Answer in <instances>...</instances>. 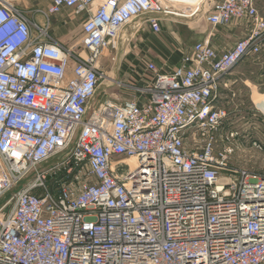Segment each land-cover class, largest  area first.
Masks as SVG:
<instances>
[{
  "label": "built area",
  "instance_id": "2783aa9c",
  "mask_svg": "<svg viewBox=\"0 0 264 264\" xmlns=\"http://www.w3.org/2000/svg\"><path fill=\"white\" fill-rule=\"evenodd\" d=\"M164 3L190 5L50 0L33 10L42 25L0 0V264H264V176L221 178L237 131L215 149L230 115L215 104L217 88L264 46L254 0L205 11L211 28L248 23L228 50L196 43L170 72L148 62L151 81L135 97L99 91L102 80L116 84L101 63L118 60L126 27L160 34L163 17L198 13ZM63 9L82 18L79 55L49 35Z\"/></svg>",
  "mask_w": 264,
  "mask_h": 264
},
{
  "label": "rangeland",
  "instance_id": "374dc122",
  "mask_svg": "<svg viewBox=\"0 0 264 264\" xmlns=\"http://www.w3.org/2000/svg\"><path fill=\"white\" fill-rule=\"evenodd\" d=\"M13 5L16 7L25 6L27 3L32 4L33 0H9ZM179 2H183L184 0H176ZM187 4H195L191 8L194 12H199L201 9V3L205 0H185ZM37 3L34 1L33 4ZM165 6L170 7L167 3ZM174 5V6H173ZM173 7L170 9L176 13H188V9H185L184 5L173 4ZM30 6V5H29ZM208 6H205L207 9ZM209 9V8H208ZM207 9V10H208ZM187 10V11H186ZM205 10V11H207ZM71 13L70 17L72 20L69 21H79L74 20L73 17H79L73 10H68ZM259 15L264 18L260 11H258ZM175 16H180L179 14ZM76 19V18H75ZM82 21V18H81ZM181 23H196L195 25H202L205 21H179ZM135 23L126 27L122 35H129L130 31L133 28ZM194 25V24H192ZM82 24L79 22H71L69 26L65 28H59L57 30L58 36L57 39L53 36L52 31H50L49 35L52 36L56 41L60 44L65 46L66 48L70 49L71 51L75 52L76 54L82 53L83 50V43H82V33H81ZM60 34V35H59ZM128 37V36H127ZM126 37V38H127ZM126 40V39H125ZM123 42V40H122ZM130 50L125 53V56L119 59V61L115 60L112 61L111 57L104 59L102 61L101 67L107 73L108 76L116 79V84L114 86L111 85L110 81L102 80L99 91L103 97L109 96L110 94L116 95L119 99H124L126 97H135L138 92L140 83L148 84L151 81L150 76L146 73L143 68H134L132 65V58L130 55L134 51V42H131ZM259 58V57H258ZM73 63V61H72ZM257 73L261 74L264 73V53L260 56L258 61L253 62V60L240 63L237 67L228 75L226 76L217 88L215 104L217 106H225L229 110V118L228 120L221 126V130H219L217 134V140L215 144V149L220 150L223 148L225 133L234 130L237 131L238 138L237 140V147L235 152L233 153L231 160L228 163L227 169L223 171L222 179H227L228 176H233V174L238 171L239 169H246L249 172L259 174L264 176V150L258 151L251 147L250 142L253 140L260 141L264 145V121L261 118L260 114L255 109L254 104L250 100V94L254 92V89L251 88L249 85L253 83V79L257 77ZM264 75V74H263ZM245 79L249 81H245ZM245 82V84H244ZM253 90L249 92L250 90ZM244 91L243 98H249L244 104L237 102L235 99H239L240 91ZM248 91V97L246 94ZM263 91V90H262ZM239 93V95H238ZM236 94L237 97L233 99V95ZM229 105V106H227ZM191 144L193 143V139L190 141ZM52 159L48 163L41 165L36 168V170H32L25 180L23 184L27 182H32L35 178L36 171H41L45 169L47 166L53 165L57 159ZM8 197L0 199V206L7 201Z\"/></svg>",
  "mask_w": 264,
  "mask_h": 264
},
{
  "label": "crops",
  "instance_id": "0c3cea01",
  "mask_svg": "<svg viewBox=\"0 0 264 264\" xmlns=\"http://www.w3.org/2000/svg\"><path fill=\"white\" fill-rule=\"evenodd\" d=\"M34 1L37 3L33 4ZM189 1V0H188ZM217 1L221 0H205L201 3L200 11L192 17H175L167 16L161 19V33L153 34L147 27L143 25L138 27V24L133 25L129 35L120 36V48L117 53V61L125 56V53L130 50L131 42H134V51L130 55L132 58V65L136 68H143L148 62L154 63L157 68L164 72H170L174 68L180 65L182 57L187 50L196 43L207 42L217 52H223L228 50L237 41L243 40L248 36L249 25L244 20H232L226 26L211 28L206 22L202 25L196 26L194 23H181L179 21H205V10ZM32 4H26L18 9L25 12L31 21H37L40 24H44L41 17L34 14L35 8H47L50 4V0H33ZM255 6L258 11L261 12L264 17V0H254ZM184 3L187 2L184 0ZM30 5V6H29ZM208 6L205 9V6ZM15 6V5H14ZM183 6V5H182ZM16 7V6H15ZM185 9L191 11L193 5H184ZM69 9H63L61 13L55 17H52L49 23V32L52 31L53 36L57 39V30L59 28H65L69 26L71 22H79L82 24L81 17H70L71 13ZM71 10V9H70ZM187 11V10H186ZM76 18V19H75ZM264 19V18H263ZM137 21H145L140 19ZM194 24V25H192ZM60 35V34H59ZM128 36V37H127ZM127 37V38H126ZM126 39V40H125ZM58 40V39H57ZM123 40V42H122ZM259 40L263 42L264 33L259 35ZM264 53V46L261 47L260 53L257 57L245 59L241 63H246L251 60L253 62L258 61L260 56ZM259 57V58H258ZM264 73H257V77L253 79V83L249 86L254 89V92L250 94V100L254 104L255 109L260 114L264 121ZM245 81H249L248 79ZM245 84V82H244ZM250 90V89H249ZM263 90V91H262ZM253 90H250L251 92ZM243 90L240 91L239 99L236 94L233 95V99L241 104H244L249 98H243ZM248 97V91H246ZM239 95V93H238ZM264 127V124H263ZM264 135V134H263Z\"/></svg>",
  "mask_w": 264,
  "mask_h": 264
}]
</instances>
